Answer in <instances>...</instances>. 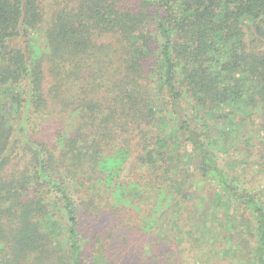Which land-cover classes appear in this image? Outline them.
<instances>
[{
    "label": "trees",
    "instance_id": "obj_1",
    "mask_svg": "<svg viewBox=\"0 0 264 264\" xmlns=\"http://www.w3.org/2000/svg\"><path fill=\"white\" fill-rule=\"evenodd\" d=\"M264 264V0H0V264Z\"/></svg>",
    "mask_w": 264,
    "mask_h": 264
},
{
    "label": "rangeland",
    "instance_id": "obj_2",
    "mask_svg": "<svg viewBox=\"0 0 264 264\" xmlns=\"http://www.w3.org/2000/svg\"><path fill=\"white\" fill-rule=\"evenodd\" d=\"M194 264H203L201 261H195V263Z\"/></svg>",
    "mask_w": 264,
    "mask_h": 264
}]
</instances>
